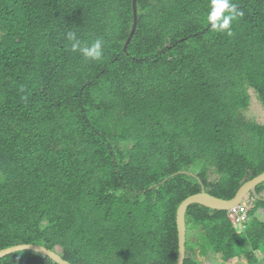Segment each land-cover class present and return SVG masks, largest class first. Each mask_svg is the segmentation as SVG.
<instances>
[{"label":"trees","instance_id":"obj_1","mask_svg":"<svg viewBox=\"0 0 264 264\" xmlns=\"http://www.w3.org/2000/svg\"><path fill=\"white\" fill-rule=\"evenodd\" d=\"M177 1L137 0L125 49L132 0H0V251L28 244L71 264H178L184 200L202 182L234 199L264 173V124L245 114L251 88L264 105V0H232L244 15L231 35L187 11L207 0ZM41 10L102 40L107 55L61 54L53 36L2 25L9 12ZM247 201L242 229L234 212L189 207L188 234L201 226L205 249L194 260L187 243L185 264H264V200ZM0 264L57 263L26 251Z\"/></svg>","mask_w":264,"mask_h":264},{"label":"clouds","instance_id":"obj_2","mask_svg":"<svg viewBox=\"0 0 264 264\" xmlns=\"http://www.w3.org/2000/svg\"><path fill=\"white\" fill-rule=\"evenodd\" d=\"M177 1V0H176ZM178 2V1H177ZM164 7V3L161 2ZM195 9L192 7L187 8V11L193 14H207V20L209 29L220 35H231V27L233 21L237 20L239 17L244 15L243 11L238 8V6L232 2V0H207L205 5L194 4ZM136 16L137 25L139 24V14L137 9L136 0ZM133 8V0H132ZM10 13V14H9ZM5 16L4 23L2 25L9 29L13 26V30H10V35L19 37L22 32L32 33L39 37H50L53 36L57 46L58 51L63 54V50L67 46V49L72 52V54L78 55L80 57H85L90 61H98L107 55V51L103 46V41L96 39L93 41L88 35H86L89 40L82 39L74 29H69L66 20L63 19L61 15L54 13H46L44 10L33 12L25 18L17 19L13 17V14L9 12ZM135 26V13L133 10V24L130 30V37ZM134 35L130 37L125 45V49L129 48V44L132 41ZM226 33V34H225ZM130 40V41H129ZM185 65V64H184ZM179 69L174 68V71ZM210 83L207 87H210ZM255 89L251 88L250 94L252 97H258L255 94ZM238 91H236L237 93ZM231 93V92H227Z\"/></svg>","mask_w":264,"mask_h":264},{"label":"bare ground","instance_id":"obj_3","mask_svg":"<svg viewBox=\"0 0 264 264\" xmlns=\"http://www.w3.org/2000/svg\"><path fill=\"white\" fill-rule=\"evenodd\" d=\"M179 174H185V172H181ZM264 175V173L256 178H254L253 180L249 181L248 183H246L239 191V193L237 194V196L234 199L231 200H227V199H222L216 196H213L212 194H210L208 192L207 187L204 185V183L202 182V187H203V191L200 194L197 195H193L192 197H189L188 199L184 200V202L181 204V206L178 209L177 212V226H178V235H179V239H180V258H179V262L181 260V256H182V238L181 235L182 233H184V244H183V263L185 264L186 258H187V242H188V221H187V212L190 206L193 205H202L205 206L213 211H227V212H231V213H235L238 216L237 219V223H242L244 224L247 221V209H248V197L250 195H253L254 197H256L257 199H263L264 200V195L262 194H258L257 192V188L258 186L262 185L264 183V180H261V177ZM244 192V197L243 199L239 202L236 203L234 206L232 205V203H234L233 201H237L239 195ZM205 194V195H204ZM209 195V196H208ZM206 196V197H205ZM216 198L219 200H223L224 202H230L231 206L228 208L223 207L222 205L216 207L211 203L210 198ZM22 247L24 249L22 250H18L15 252H8L11 249H15V248H19ZM26 251H32L38 254H41L45 257H48L50 259H52L54 262H56L57 264H59L57 262V258L59 257L62 261L66 262L67 264H71L70 262L64 260L57 252H54L44 246H37V245H20L17 247H11L8 249H4L2 251H0V259L5 258L9 255H13L19 252H26ZM56 255V256H55ZM179 264V263H178Z\"/></svg>","mask_w":264,"mask_h":264},{"label":"rangeland","instance_id":"obj_4","mask_svg":"<svg viewBox=\"0 0 264 264\" xmlns=\"http://www.w3.org/2000/svg\"><path fill=\"white\" fill-rule=\"evenodd\" d=\"M248 120L254 121L259 124H264V105L261 101L258 100V97H252V103L249 109L245 112ZM219 176L216 173H213L212 179L217 180ZM264 195V192H263ZM48 226L47 222H44V226ZM241 229L244 224L238 223ZM192 230V229H190ZM202 236V227L198 226L192 230V233L188 234V256L194 260H200V254L202 252L201 248L202 241H199V238Z\"/></svg>","mask_w":264,"mask_h":264},{"label":"water","instance_id":"obj_5","mask_svg":"<svg viewBox=\"0 0 264 264\" xmlns=\"http://www.w3.org/2000/svg\"><path fill=\"white\" fill-rule=\"evenodd\" d=\"M135 5H136V0H133V10H134V13H135V26H134L133 32H132V34H131V37L134 35L135 30H136V25H137V16H136V7H135ZM131 37H130V40H131ZM130 40H129V41H130ZM261 180H264V175L261 177L260 181H261ZM204 195H205V194H204ZM208 196H209V195H208ZM205 197H206V196H205ZM243 197H244V192H242V193L239 195L237 201H236V200L233 201L234 203H232V205H233V204L235 205L236 203H239V202L243 199ZM210 200H211V203H212L214 206H216V207L222 205L223 207L228 208V207L231 206V203H230V202H229V203H228V202H224L223 200H219V199H216V198H213V197H211ZM234 205H233V206H234ZM181 238H182V256H181V260H180L179 264H182V263H183L184 233H182ZM22 249H24V248L19 247V248L11 249V250H9L8 252H15V251L22 250ZM55 256H56V255H55ZM56 260H57V262H58L59 264H67L66 262L62 261L59 257H58Z\"/></svg>","mask_w":264,"mask_h":264}]
</instances>
